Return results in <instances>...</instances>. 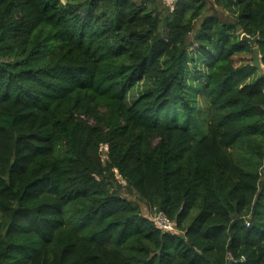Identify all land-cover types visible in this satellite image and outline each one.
<instances>
[{
	"label": "trees",
	"instance_id": "16d2710c",
	"mask_svg": "<svg viewBox=\"0 0 264 264\" xmlns=\"http://www.w3.org/2000/svg\"><path fill=\"white\" fill-rule=\"evenodd\" d=\"M211 1L0 0V264H264V0Z\"/></svg>",
	"mask_w": 264,
	"mask_h": 264
},
{
	"label": "rangeland",
	"instance_id": "374dc122",
	"mask_svg": "<svg viewBox=\"0 0 264 264\" xmlns=\"http://www.w3.org/2000/svg\"><path fill=\"white\" fill-rule=\"evenodd\" d=\"M62 1H64V0H62ZM173 1L174 0H164V2L167 4V7H171ZM207 4H208L207 12L213 13V14H218L221 18L227 19V20L231 18L230 14L227 11H224L221 8H217V7L213 6L211 0H208ZM238 62L240 63L241 60H239ZM242 62H244V61H242ZM207 71H208L207 64L201 58L197 59L196 64L194 66H192V65L189 66L190 77H192L196 81H198V80L200 82L204 81L205 77H206V74H207ZM142 88H143V85L141 83L136 85L134 88H132L127 93V95H126V97L124 99V102L127 105L131 104L138 97V95L140 94ZM262 177L264 178V169L262 171ZM120 192L125 197H127V198H129L131 200H135L136 199L133 194L128 193L125 189H121Z\"/></svg>",
	"mask_w": 264,
	"mask_h": 264
},
{
	"label": "water",
	"instance_id": "95a60500",
	"mask_svg": "<svg viewBox=\"0 0 264 264\" xmlns=\"http://www.w3.org/2000/svg\"><path fill=\"white\" fill-rule=\"evenodd\" d=\"M258 36H254V37H250L248 35L242 34L241 35V39L246 41L247 43H249V45L252 48V61H251V65L253 67H255L259 73H263L264 69L262 67V64L260 62V55H259V51L258 48L256 46V40H257Z\"/></svg>",
	"mask_w": 264,
	"mask_h": 264
},
{
	"label": "built area",
	"instance_id": "2783aa9c",
	"mask_svg": "<svg viewBox=\"0 0 264 264\" xmlns=\"http://www.w3.org/2000/svg\"><path fill=\"white\" fill-rule=\"evenodd\" d=\"M151 220L156 227L163 231H175L173 223L165 217L162 212H156L151 216Z\"/></svg>",
	"mask_w": 264,
	"mask_h": 264
}]
</instances>
